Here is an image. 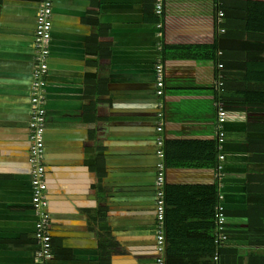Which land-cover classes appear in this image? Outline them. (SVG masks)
<instances>
[{
  "label": "crops",
  "instance_id": "1",
  "mask_svg": "<svg viewBox=\"0 0 264 264\" xmlns=\"http://www.w3.org/2000/svg\"><path fill=\"white\" fill-rule=\"evenodd\" d=\"M216 7L166 0L158 20L152 0H54L44 138L51 264H157L160 61L166 264H264V101L252 82L258 71L248 75L264 50L240 41L238 29L222 31ZM38 8L39 0H0V264H37L30 117ZM223 32L230 38L215 49ZM220 52L228 59L219 96L230 118L218 178ZM222 195L227 237L217 243Z\"/></svg>",
  "mask_w": 264,
  "mask_h": 264
},
{
  "label": "built area",
  "instance_id": "2",
  "mask_svg": "<svg viewBox=\"0 0 264 264\" xmlns=\"http://www.w3.org/2000/svg\"><path fill=\"white\" fill-rule=\"evenodd\" d=\"M166 0H157L156 13L163 18L165 12ZM54 0H39V8L36 17L35 29V67L32 73L31 86V117H30V155L32 166V206L37 212L38 219L35 227V237L38 243V252L36 254L37 264H51L53 258V234L52 218L49 211L48 185L46 180L47 168L45 159V132L47 116V86L49 75V60L51 56V40L53 32ZM224 12H219L218 21L221 22ZM164 23H159V28H163ZM224 31V29H222ZM162 32V31H160ZM222 54V52H220ZM224 64H218V73L216 76V89L219 94L225 91V74ZM157 73V92L161 99L159 107V122L157 126L158 138V163L157 176V264H166L167 260V225H166V181H167V164L165 151V127L167 114L165 112L166 102L164 100L167 89L166 68L163 62L156 65ZM216 108V141L219 150V164L217 166L218 178L224 170L226 154L224 145L227 140L226 123L230 118V111L227 109L222 97H218L215 102ZM221 203L217 207L216 242L221 243L227 237V214L225 197L221 196Z\"/></svg>",
  "mask_w": 264,
  "mask_h": 264
},
{
  "label": "trees",
  "instance_id": "3",
  "mask_svg": "<svg viewBox=\"0 0 264 264\" xmlns=\"http://www.w3.org/2000/svg\"><path fill=\"white\" fill-rule=\"evenodd\" d=\"M217 7H216V15L219 12H224V16L222 20L224 23H220L221 29H224L226 32H231L233 30L238 29L237 31L242 34L241 40L242 42L248 43L249 45L254 44L259 49L264 50V0H215ZM154 7L156 6L157 0H152ZM234 12V14H233ZM154 14V13H153ZM155 18L158 20H164V17L161 18L159 15L155 14ZM165 16V12L164 15ZM234 28V29H233ZM216 30H219V24L216 21ZM219 32V31H218ZM223 33H217L216 42H220V44H216L215 49L225 47V40H228L230 38V35H225L224 38L221 36L225 34ZM221 37V38H220ZM231 41V40H230ZM228 41V42H230ZM222 55V54H221ZM179 57L181 58H187V54H182ZM190 57V56H189ZM167 58L165 54V59ZM228 57L224 55L221 56L222 63L224 64V67L227 64ZM167 60V59H166ZM220 60V61H221ZM259 65L257 69H249L248 75L250 76L253 71H258L256 75H253L252 82L254 83L255 91L258 93V95H263V97L260 99L261 102L264 101V92H262L261 88H264V61H258ZM256 64L253 62H249L248 66ZM251 75V76H252ZM168 81V78H167ZM264 91V89H263ZM167 150V147L165 148V151ZM166 161L167 166L169 165L168 162V154L166 151ZM166 206H167V215H166V225L168 223V191L166 188ZM218 249L216 248V245H213V249L211 251V255H216ZM220 253V252H219ZM218 264V263H217Z\"/></svg>",
  "mask_w": 264,
  "mask_h": 264
},
{
  "label": "clouds",
  "instance_id": "4",
  "mask_svg": "<svg viewBox=\"0 0 264 264\" xmlns=\"http://www.w3.org/2000/svg\"><path fill=\"white\" fill-rule=\"evenodd\" d=\"M168 84V83H167ZM225 92V91H224Z\"/></svg>",
  "mask_w": 264,
  "mask_h": 264
}]
</instances>
